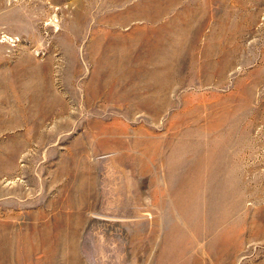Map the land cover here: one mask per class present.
Masks as SVG:
<instances>
[{
    "label": "rangeland",
    "instance_id": "374dc122",
    "mask_svg": "<svg viewBox=\"0 0 264 264\" xmlns=\"http://www.w3.org/2000/svg\"><path fill=\"white\" fill-rule=\"evenodd\" d=\"M0 264H264V0H0Z\"/></svg>",
    "mask_w": 264,
    "mask_h": 264
}]
</instances>
